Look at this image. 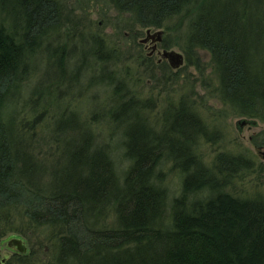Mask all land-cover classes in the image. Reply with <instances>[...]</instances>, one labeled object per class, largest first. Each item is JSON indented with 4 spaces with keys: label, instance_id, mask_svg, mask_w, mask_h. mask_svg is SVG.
<instances>
[{
    "label": "trees",
    "instance_id": "1",
    "mask_svg": "<svg viewBox=\"0 0 264 264\" xmlns=\"http://www.w3.org/2000/svg\"><path fill=\"white\" fill-rule=\"evenodd\" d=\"M108 4L126 18L121 32L162 28L188 16L182 36L187 65L234 114L264 121V0ZM61 16L60 0H0V242L42 231L39 245H48L52 257L45 264H264V193L241 197L228 190L237 170L251 163L219 153L205 164L193 149L199 135L207 138L205 125L185 97L158 130L140 113L149 101H138L117 86L120 81L113 84L104 44L96 40L89 49L83 38L69 80L78 82L86 69L113 86L115 106L107 114L123 130L113 147L76 111L65 108L51 118L62 90L52 95L67 80L65 62L74 52L66 45L59 55L52 47ZM161 70L172 74L169 65ZM43 141L50 147L44 158L35 150ZM117 154L125 166L116 164ZM166 160L183 177L172 199L164 185ZM17 256L13 264H26L28 253Z\"/></svg>",
    "mask_w": 264,
    "mask_h": 264
},
{
    "label": "rangeland",
    "instance_id": "2",
    "mask_svg": "<svg viewBox=\"0 0 264 264\" xmlns=\"http://www.w3.org/2000/svg\"><path fill=\"white\" fill-rule=\"evenodd\" d=\"M60 2L62 6L61 25L58 33L55 34L56 39L52 47L58 49L59 55L63 51L62 47L66 45L74 52L71 53L72 55L67 54L65 65L70 71L67 80L59 83L58 78L56 79L59 86L55 87L52 96L54 97L60 90H62V95H60V100L56 97L53 99L51 118L53 114L57 116L65 108L70 112L76 111L80 120L84 121V126L90 128L101 143L115 147L114 140L119 139L123 129L114 125L111 115L107 114L111 110L110 107L115 106L111 103L113 102L112 96L115 95L113 86L109 88L102 85L101 77H98L100 75L86 69L80 71L82 77H79L78 82L73 83L74 81L69 80L76 68L75 63L78 59L76 57H80L79 53L83 51L84 47L81 46L83 38L89 41L87 42L89 49L97 40L104 44L102 51L110 52V66L104 68L110 70L109 75L114 80L113 84L117 85L120 81L117 86L127 90L128 94L134 95L133 97L138 101H149L140 108V113L150 121L153 127L158 130L162 129L165 121L161 119L168 115L170 107L177 106L181 98L185 97L189 106L202 119L209 139L199 135L193 146L195 153L202 157L205 164H211L219 153L241 156L251 163V168L238 169L237 176L228 190L241 197H254L264 193V121L234 114L232 109L215 94L213 87L207 89L202 85V76L199 71L193 65H187L186 54L182 49V36L189 19L188 16L184 14L175 17L162 28H140L138 26L139 33L136 30L121 32L124 25L123 17H118L114 9H109V0H60ZM158 30L163 31V41L159 42L158 51H152L154 43L151 41L143 43L141 40L148 39V31L152 35ZM165 40L172 44V47L167 50H175L184 57L183 64L177 68L171 66L168 58L163 57L165 48L162 44ZM74 45L78 47L73 49ZM200 54L205 62L210 61L208 51L202 50ZM72 60L74 62L70 64ZM93 64L92 61V66ZM168 65L171 67L172 74L163 75L161 68L168 67ZM177 72L178 75H176ZM93 78L95 82L91 84L90 81ZM38 79L39 76L36 74L31 84L34 86ZM95 116L97 117L94 118ZM240 121H246V123L240 124ZM42 128L40 127V131L43 134ZM44 133L49 137L51 132L46 128ZM35 150L44 158L50 147L43 141ZM118 150L121 151V148ZM117 155L116 164L125 166L127 162H123L120 154ZM47 157L52 162L55 161L53 156L47 155ZM163 171L164 185L168 188L172 199L180 194L183 177L180 171L173 167L170 160H166ZM30 235L31 240L24 235L14 236L26 241V253L29 255L26 257V264H45L44 259H52L48 245H45L44 249L39 245L41 239L46 237V233L40 231L39 235ZM11 238L13 236L8 235L0 242V258L4 260L3 262L5 258L6 261L10 258L12 260H8L7 264H13L19 257L17 255L23 254L7 244Z\"/></svg>",
    "mask_w": 264,
    "mask_h": 264
},
{
    "label": "water",
    "instance_id": "3",
    "mask_svg": "<svg viewBox=\"0 0 264 264\" xmlns=\"http://www.w3.org/2000/svg\"><path fill=\"white\" fill-rule=\"evenodd\" d=\"M149 36H151L150 31H148ZM163 31L158 30L155 33L152 34V37L157 36V40H161ZM147 40V39H145ZM163 57L168 58L170 61V64L173 67H179L184 62V57L181 53L176 52L175 50H165L163 52ZM240 124L246 123V121H240ZM11 248L19 250L20 252L26 253L27 252V245L26 241L23 238L20 237H13L11 238L7 243Z\"/></svg>",
    "mask_w": 264,
    "mask_h": 264
},
{
    "label": "flooded vegetation",
    "instance_id": "4",
    "mask_svg": "<svg viewBox=\"0 0 264 264\" xmlns=\"http://www.w3.org/2000/svg\"><path fill=\"white\" fill-rule=\"evenodd\" d=\"M157 40V36H155V37H152V35L151 36H148V39L146 40V41H143V40H141V42H147V41H151L152 43H154V45H153V50L152 51H158V45H159V42H162L163 41V39L161 38V40H158V41H156ZM164 50H166V49H164ZM19 253V252H18ZM4 261V260H3ZM5 261H6V258H5Z\"/></svg>",
    "mask_w": 264,
    "mask_h": 264
},
{
    "label": "bare ground",
    "instance_id": "5",
    "mask_svg": "<svg viewBox=\"0 0 264 264\" xmlns=\"http://www.w3.org/2000/svg\"><path fill=\"white\" fill-rule=\"evenodd\" d=\"M156 41H158V40H156ZM167 50V49H166ZM172 66V65H171ZM174 68H177V67H174Z\"/></svg>",
    "mask_w": 264,
    "mask_h": 264
}]
</instances>
